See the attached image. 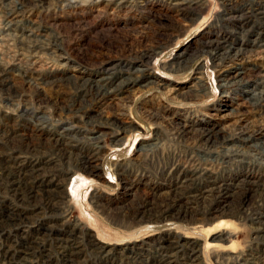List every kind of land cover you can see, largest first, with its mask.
I'll return each instance as SVG.
<instances>
[{"label":"rangeland","instance_id":"1","mask_svg":"<svg viewBox=\"0 0 264 264\" xmlns=\"http://www.w3.org/2000/svg\"><path fill=\"white\" fill-rule=\"evenodd\" d=\"M261 1H0V264H264Z\"/></svg>","mask_w":264,"mask_h":264},{"label":"bare ground","instance_id":"2","mask_svg":"<svg viewBox=\"0 0 264 264\" xmlns=\"http://www.w3.org/2000/svg\"><path fill=\"white\" fill-rule=\"evenodd\" d=\"M1 1V0H0ZM31 1V0H30ZM251 2H252V5H256V6H258V5H260L261 3H262V1L261 0H251ZM85 3V2H84ZM230 7V6H229ZM242 8V7H241ZM260 12V11H259ZM229 18V17H228ZM235 18V17H234ZM231 19H232V17H231ZM229 20V19H228ZM3 26V25H2ZM226 28V27H225ZM229 31V30H228ZM240 33V32H239ZM236 34V33H235ZM241 34V33H240ZM243 34V33H242ZM125 35V34H124ZM227 41V40H226ZM5 45V44H4ZM211 45V44H210ZM207 46H208V44H207ZM220 48V47H219ZM229 48H230V46H229ZM236 48V47H235ZM134 50V49H133ZM239 50V49H238ZM248 50V49H247ZM135 51V50H134ZM139 51V50H138ZM240 51V50H239ZM238 51V52H239ZM226 53V52H225ZM242 53V52H241ZM253 53V52H252ZM262 53V52H261ZM260 53V54H261ZM141 54V53H140ZM216 54V53H215ZM221 54V53H220ZM238 54V53H237ZM133 55V54H132ZM146 55V54H145ZM247 55V54H246ZM256 55V54H255ZM137 56V55H136ZM221 56V55H220ZM223 56V55H222ZM225 56V55H224ZM228 57H229V55H227ZM214 57V56H213ZM217 57V56H216ZM232 57V56H231ZM238 57V56H237ZM244 57V56H243ZM262 57V56H261ZM145 58V57H144ZM221 58V57H220ZM240 58V57H239ZM255 58V57H254ZM257 58V57H256ZM25 59V58H24ZM242 59V58H241ZM252 59V58H251ZM216 60V59H215ZM245 60H246V58H245ZM219 62H220V60H218ZM217 62V61H216ZM34 63V62H33ZM32 63V64H33ZM232 63V62H231ZM242 63V62H241ZM217 64H218V62H217ZM245 64V63H244ZM115 65V64H114ZM259 65H260V63H259ZM234 66V65H233ZM112 68H113V66H111ZM247 67V66H246ZM110 69V68H109ZM124 69V68H123ZM122 69V70H123ZM128 69V68H127ZM139 70H141V69H139ZM227 70V69H226ZM136 71V70H135ZM134 74V73H133ZM237 74V73H236ZM249 74V73H248ZM263 74V73H262ZM146 75V74H145ZM239 75V74H238ZM237 75V76H238ZM236 76V75H235ZM260 77H261V75H259ZM118 77V76H117ZM230 77V76H229ZM247 77V76H246ZM245 77V78H246ZM103 78V77H102ZM134 78V77H133ZM234 78V77H233ZM241 78H244V77H241ZM79 79V78H78ZM137 79V78H136ZM236 79V78H235ZM0 80H1V78H0ZM241 80V79H240ZM248 80H249V78H248ZM246 81V80H245ZM264 81V80H263ZM83 82V81H82ZM121 82V81H120ZM119 82V83H120ZM229 82V81H228ZM237 82V81H236ZM259 82V81H258ZM99 83V82H98ZM126 83V82H125ZM234 83V82H233ZM260 83V82H259ZM79 84V83H78ZM222 85V84H221ZM85 86V85H84ZM41 89V88H40ZM105 90V89H104ZM95 91V90H94ZM96 91H98V90H96ZM248 91V90H247ZM262 91V90H261ZM260 91V92H261ZM233 92V91H232ZM97 93V92H96ZM199 94V93H198ZM261 94V98L263 97L264 98V90L260 93ZM107 95V94H106ZM254 96H256V94H253ZM248 97V96H247ZM39 99H41V98H39ZM260 100V99H259ZM73 103V102H72ZM79 108V107H78ZM73 109V108H72ZM76 109V108H75ZM67 110V109H66ZM245 111V110H244ZM83 112V111H82ZM87 115V114H86ZM114 115V114H113ZM93 117V116H92ZM96 118V117H95ZM107 118V117H106ZM114 118H116V117H114ZM93 119H94V117H93ZM98 120V119H97ZM96 121V120H95ZM101 121V120H100ZM90 122V121H89ZM114 124V123H113ZM118 124V123H117ZM122 124H123V122H122ZM121 124V125H122ZM92 125V124H91ZM123 127V126H122ZM184 127V126H183ZM121 128V127H120ZM177 128V127H176ZM233 129V128H232ZM242 129V128H241ZM249 129H251V128H249ZM203 130V129H202ZM209 130V129H208ZM245 130V129H244ZM190 131V130H189ZM188 131V132H189ZM204 131V130H203ZM243 132V131H242ZM257 132V131H256ZM255 132V133H256ZM192 133H193V131H192ZM205 133V132H204ZM179 134V133H178ZM187 134V133H186ZM252 134V133H251ZM254 134V133H253ZM252 134V135H253ZM236 135V134H235ZM195 136V135H194ZM250 136V135H249ZM220 137H221V135H220ZM245 137V136H244ZM198 138V137H197ZM201 138V137H200ZM210 138V137H209ZM208 138V139H209ZM226 138V137H225ZM247 138V137H246ZM251 138V137H250ZM212 139V138H211ZM249 139V138H248ZM256 139H257V137H256ZM195 140H197L196 138H195ZM202 141V140H201ZM238 141V140H237ZM213 142V141H212ZM264 142V141H263ZM28 143V142H27ZM254 143V142H253ZM255 143H257V142H255ZM261 143V142H260ZM226 145V144H225ZM239 145V144H238ZM241 145V144H240ZM250 145V144H249ZM258 145V144H257ZM261 145V144H260ZM233 145H231V147H232ZM255 146V145H254ZM63 147V146H62ZM208 147V146H207ZM230 147V148H231ZM242 147V146H241ZM245 147V146H244ZM28 148V147H27ZM251 148V147H250ZM251 149H253V148H251ZM60 150V149H59ZM262 150V149H261ZM42 151V150H41ZM98 151V150H97ZM224 151V150H223ZM58 152V151H57ZM62 152V151H61ZM236 152V151H235ZM72 153V152H71ZM64 154V153H63ZM66 155H68V153L66 154ZM76 155V154H75ZM82 155V154H81ZM67 157V156H66ZM80 157V156H79ZM71 158V157H70ZM65 162V161H64ZM77 162V161H76ZM68 163V162H67ZM24 164H26V163H24ZM29 164V163H28ZM92 164V163H91ZM70 165V164H69ZM72 165V164H71ZM83 165V164H82ZM211 165V164H210ZM12 166V165H11ZM87 166V165H86ZM18 167V166H17ZM80 167V166H79ZM82 167V166H81ZM19 169V168H18ZM23 169V168H22ZM13 170V169H12ZM4 171V170H3ZM1 172V171H0ZM17 172V171H16ZM30 172V171H29ZM40 174V173H39ZM25 175V174H24ZM56 175H57V173H56ZM55 175V176H56ZM190 175V174H189ZM36 176V175H35ZM5 177V176H4ZM11 179V178H10ZM24 179V178H23ZM213 179V178H212ZM60 180V179H59ZM36 181V180H35ZM247 181V180H246ZM29 182V181H28ZM61 182V181H60ZM63 182V181H62ZM45 183V182H44ZM49 183V182H48ZM223 183V182H222ZM226 184V183H225ZM233 184V183H232ZM235 184V183H234ZM224 185V184H223ZM22 187H24V186H22ZM29 187V186H28ZM32 188V187H31ZM262 188V187H261ZM213 189H214V187H213ZM41 190V189H40ZM257 190V189H256ZM18 191H19V189H18ZM53 191V190H52ZM217 191V190H216ZM219 191V190H218ZM223 191V190H222ZM50 191H48V193H49ZM176 192H178V191H176ZM212 192V191H211ZM261 192V191H260ZM16 193V192H15ZM47 193V192H46ZM222 193V192H221ZM226 193V192H225ZM237 193V192H236ZM36 194V193H35ZM235 194V193H234ZM240 194V193H239ZM238 194V195H239ZM242 194H244V193H242ZM253 194H255V193H253ZM259 194V193H258ZM14 196H15V194H13ZM183 195V194H182ZM219 195V194H218ZM172 196V195H171ZM228 196V195H227ZM236 196V195H235ZM254 196V195H253ZM30 197V196H29ZM38 197V196H37ZM36 197V198H37ZM170 197V196H169ZM226 197V196H225ZM258 197V196H257ZM35 198V199H36ZM206 198V197H205ZM237 198V197H236ZM241 198V197H240ZM263 198V197H262ZM32 199V198H31ZM212 199V198H211ZM243 199V198H242ZM257 199V198H256ZM41 200V199H40ZM167 200H168V198H167ZM202 200V199H201ZM204 200V199H203ZM239 200V199H238ZM30 201V200H29ZM36 201V200H35ZM42 201V200H41ZM50 201V200H49ZM56 201V200H55ZM200 201V200H199ZM206 201V200H205ZM247 201V200H246ZM256 201V200H255ZM258 201V200H257ZM23 202V201H22ZM191 202V201H190ZM196 202V201H195ZM209 202H211V201H209ZM53 203V202H52ZM58 203V202H57ZM171 203V202H170ZM180 203V202H179ZM56 204V203H55ZM203 204V203H202ZM234 204V203H233ZM250 204H252V202L250 203ZM259 204V203H258ZM48 205V204H47ZM58 205H60V204H58ZM201 205V204H200ZM210 205H211V203H210ZM231 205V204H230ZM238 205V204H237ZM57 206V205H56ZM141 206V205H140ZM164 206V205H163ZM186 206V205H185ZM203 206H204V204H203ZM234 206V205H233ZM169 207V206H168ZM166 208L165 210H168L169 208ZM172 207H175V208H177V210L178 211H180V212H177V214H178V216H179V219H180V217L181 218H183L184 220H188V219H190V220H193V218L191 219V217H190V215H188L187 213H183V212H181V211H183V209L181 208V206H179V205H177V204H172V206H171V208ZM222 207V206H221ZM18 208V207H17ZM29 208V207H28ZM48 208V207H47ZM157 208V207H156ZM227 208V207H226ZM239 208V207H238ZM242 208V207H241ZM249 208V207H248ZM263 208V207H262ZM20 209V208H19ZM174 209V208H173ZM196 209H197V207H196ZM205 209V208H204ZM203 209V210H204ZM234 209V208H233ZM240 209V208H239ZM247 209V208H246ZM253 209H255V208H253ZM258 208H256L255 210H257ZM186 210V209H185ZM242 210V209H241ZM249 210V209H248ZM49 211V210H48ZM144 211V210H143ZM150 211V210H149ZM156 211V210H155ZM262 211L263 210H261V212H258V213H254L256 216L254 217V219H256V220H258V221H264V212L262 213ZM42 212V211H41ZM51 212V211H50ZM146 212V211H145ZM144 212V213H145ZM221 212V211H220ZM236 212H237V210H236ZM243 212V211H242ZM255 212V211H254ZM55 213V212H54ZM135 213V212H134ZM148 213V212H147ZM167 213H173V211H166V214ZM190 213V212H189ZM235 213V212H234ZM245 213V212H244ZM248 213V212H247ZM146 214V213H145ZM223 214V213H222ZM24 215V214H23ZM38 215V214H37ZM49 215V214H48ZM133 215V214H132ZM232 215H233V213H232ZM40 216V215H39ZM142 216H144V215H142ZM174 216V215H173ZM216 216V215H215ZM214 216V217H215ZM224 216V215H223ZM238 216V215H237ZM134 217V216H133ZM169 217V216H168ZM194 217H195V215H194ZM208 217V216H207ZM225 217H227V216H225ZM224 217V218H225ZM232 217V216H231ZM27 218V217H26ZM140 218V217H139ZM146 218H147V216H146ZM178 218V217H177ZM216 218V217H215ZM230 218V217H229ZM232 218H234V216L232 217ZM242 219V218H241ZM4 220V219H3ZM140 220V219H139ZM181 220V219H180ZM197 220V219H196ZM1 221V220H0ZM189 221V220H188ZM199 221V220H198ZM212 221V220H211ZM5 222V221H4ZM192 222V221H191ZM220 222V221H219ZM222 222V221H221ZM255 222H257V221H255ZM142 223V222H141ZM194 223V222H193ZM223 223V222H222ZM5 224V223H4ZM187 224V223H186ZM19 225V224H18ZM124 226V225H123ZM254 229V228H253ZM233 231V230H232ZM35 234V233H34ZM73 234H74V232H73ZM224 235V234H223ZM261 236V235H260ZM37 237V236H36ZM262 237V236H261ZM166 239V238H165ZM59 240V239H58ZM190 240V239H189ZM29 241V240H28ZM174 241V240H173ZM188 242V243H187ZM186 242V244H193V243H195V241H187ZM63 243V242H62ZM90 243H91V245H92V247H97V244H98V242L97 241H95V240H93V239H90ZM6 244V243H5ZM31 244V243H30ZM164 244V243H163ZM162 244V245H163ZM185 244V243H184ZM72 245V244H71ZM99 245V244H98ZM67 246V245H66ZM66 246H64V247H66ZM75 246V245H74ZM148 246V245H147ZM140 247V246H139ZM159 247V246H158ZM137 248V247H136ZM141 250V249H140ZM109 251V250H108ZM196 251V250H195ZM11 252V251H10ZM96 252V251H95ZM157 253V252H156ZM1 254H3V253H1ZM49 254V253H48ZM96 254V253H95ZM257 254H259V252H257ZM165 255V254H164ZM60 256V255H59ZM128 256V255H127ZM260 256V255H259ZM264 256V255H263ZM5 258H8L7 256H4ZM158 257V256H157ZM261 257V256H260ZM38 258V257H37ZM55 258V257H54ZM61 258V257H60ZM184 258V257H183ZM249 258V257H248ZM9 259V258H8ZM23 260V262H24V264H38V263H34V262H32L28 257H25V258H22ZM62 259V258H61ZM170 259V258H169ZM181 259H182V257H181ZM10 260V259H9ZM66 260L68 261L69 260V258H68V256H67V258H66ZM71 260V259H70ZM188 260V259H187ZM78 261V260H77ZM182 263V262H181ZM188 263V262H187ZM40 264H51V263H48L47 261H42ZM66 264H69V262H66ZM100 264H102V263H100ZM161 264H169V262H161Z\"/></svg>","mask_w":264,"mask_h":264}]
</instances>
